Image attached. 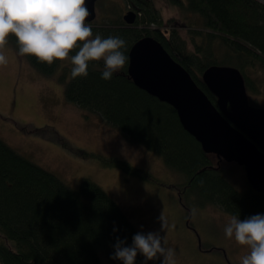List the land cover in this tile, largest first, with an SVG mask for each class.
Segmentation results:
<instances>
[{
	"label": "trees",
	"instance_id": "16d2710c",
	"mask_svg": "<svg viewBox=\"0 0 264 264\" xmlns=\"http://www.w3.org/2000/svg\"><path fill=\"white\" fill-rule=\"evenodd\" d=\"M170 1L200 19L201 25L189 30L192 49L187 48L177 29L164 30L154 0H122L111 8L110 15L104 12L105 20L99 27L89 23L93 38L96 34L103 38L119 36L126 41L127 56L140 38H155L213 103L215 97L198 76L211 65L237 68L246 89L258 93L259 85L249 71L256 66L264 68V0ZM129 10L136 15L131 25L123 20ZM8 38L18 53L16 38L11 34ZM22 57L45 76L54 74L61 63L48 65L34 56ZM127 64L110 80L101 78L102 60L89 62L87 77L73 79L70 68L65 99L100 114L130 142L161 155L166 166L185 175L186 182L177 185L180 203L185 207L217 206L241 220L264 214V194L248 183L245 191L237 190L223 175L222 167L213 163L184 130L175 109L133 83ZM118 161L112 160L139 175V169ZM136 233L118 203L95 182L83 178L76 189L71 188L0 139V264H100V253L120 262L110 258L116 238L130 245ZM141 258L138 253L135 262Z\"/></svg>",
	"mask_w": 264,
	"mask_h": 264
},
{
	"label": "rangeland",
	"instance_id": "374dc122",
	"mask_svg": "<svg viewBox=\"0 0 264 264\" xmlns=\"http://www.w3.org/2000/svg\"><path fill=\"white\" fill-rule=\"evenodd\" d=\"M98 1L93 21L97 27L105 20V11L110 15L111 8L122 3ZM154 5L164 21V30L177 29L187 48L192 49L189 30L201 25L198 15L182 11L170 0H154ZM7 39L2 51L8 64L0 67L2 141L71 188L76 189L83 178L95 182L118 203L137 232L158 231L157 217L165 216L168 225L161 233L163 246L174 250L176 264H241L249 248L225 237L224 227L231 215L212 205L189 204L185 210L177 190V185L186 182L185 175L166 166L161 155L130 142L100 114L65 99L70 60L61 61L54 74L45 76L20 56ZM249 76L259 85L258 93L246 89L249 103L264 108V68H252ZM209 156L237 190L248 188L241 166L219 160L213 154ZM113 159L128 162L131 169H139V175L118 167ZM146 175L148 178H142ZM99 259L100 264H121L110 261L103 253ZM143 262L142 256L135 264ZM147 264H160V260Z\"/></svg>",
	"mask_w": 264,
	"mask_h": 264
},
{
	"label": "water",
	"instance_id": "95a60500",
	"mask_svg": "<svg viewBox=\"0 0 264 264\" xmlns=\"http://www.w3.org/2000/svg\"><path fill=\"white\" fill-rule=\"evenodd\" d=\"M97 1L86 0V24L96 18ZM135 19L132 10L123 15L128 25ZM127 73L138 88L175 109L182 127L205 154L241 166L249 186L264 194V108L250 105L237 68L211 65L202 72V82L216 99L213 103L158 40L144 36L129 49Z\"/></svg>",
	"mask_w": 264,
	"mask_h": 264
},
{
	"label": "clouds",
	"instance_id": "9594fccd",
	"mask_svg": "<svg viewBox=\"0 0 264 264\" xmlns=\"http://www.w3.org/2000/svg\"><path fill=\"white\" fill-rule=\"evenodd\" d=\"M89 15L86 0H0V67L8 64L2 50L11 34L16 38L20 56H34L48 65L70 60L73 79L87 77L89 62L102 60L101 78L112 79L128 61L126 41L100 34L93 38L91 25L85 23ZM73 50L75 54L70 55ZM157 220L158 231L137 232L130 245L117 237L110 258L121 264H135L139 253L144 257L143 264L156 260L160 264H176L174 250L163 246L161 233L168 225L167 218L160 214ZM224 235L249 248L241 264H264V214L243 220L231 216Z\"/></svg>",
	"mask_w": 264,
	"mask_h": 264
},
{
	"label": "flooded vegetation",
	"instance_id": "af4514ba",
	"mask_svg": "<svg viewBox=\"0 0 264 264\" xmlns=\"http://www.w3.org/2000/svg\"><path fill=\"white\" fill-rule=\"evenodd\" d=\"M181 205H182V204H181ZM183 208H184L185 210H187L186 207H185L184 205H183Z\"/></svg>",
	"mask_w": 264,
	"mask_h": 264
}]
</instances>
